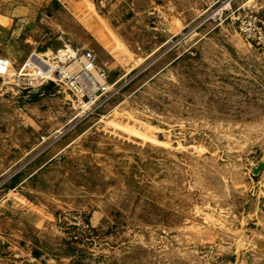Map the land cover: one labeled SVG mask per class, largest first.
<instances>
[{"label":"rangeland","instance_id":"1","mask_svg":"<svg viewBox=\"0 0 264 264\" xmlns=\"http://www.w3.org/2000/svg\"><path fill=\"white\" fill-rule=\"evenodd\" d=\"M231 2L0 0L11 73L69 45L111 86L81 110L0 78V233L30 260L0 264H264V51Z\"/></svg>","mask_w":264,"mask_h":264},{"label":"built area","instance_id":"2","mask_svg":"<svg viewBox=\"0 0 264 264\" xmlns=\"http://www.w3.org/2000/svg\"><path fill=\"white\" fill-rule=\"evenodd\" d=\"M243 1L234 9L230 3L231 24L252 47L264 51V0ZM48 54L37 64L26 61L15 73H11L10 61L0 55L4 86L17 89L25 99L45 94L48 89H61L81 110L100 104L111 94L108 75L91 50L64 45Z\"/></svg>","mask_w":264,"mask_h":264},{"label":"crops","instance_id":"3","mask_svg":"<svg viewBox=\"0 0 264 264\" xmlns=\"http://www.w3.org/2000/svg\"><path fill=\"white\" fill-rule=\"evenodd\" d=\"M6 181V180H5ZM2 209H1V201H0V215H3L5 214L4 211H2L3 213H1ZM4 222H6V219H3ZM34 225V224H33ZM18 232V231H17ZM26 237V236H25ZM14 238V234H12V232L10 231L9 233L8 232H1L0 233V249L2 251V246H7L6 248L3 247V252L10 254V257H15V258H18V259H22V263L24 262H30V260L27 259V257H22L21 255H18L16 254L15 252H10L9 250L12 249V246H13V243H16L15 240L13 239ZM25 239V238H24ZM27 240V238L25 239ZM26 251V249H24ZM27 256V255H26Z\"/></svg>","mask_w":264,"mask_h":264}]
</instances>
